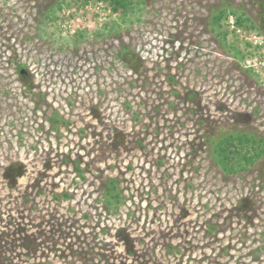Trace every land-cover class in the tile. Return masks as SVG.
<instances>
[{"label":"rangeland","instance_id":"1","mask_svg":"<svg viewBox=\"0 0 264 264\" xmlns=\"http://www.w3.org/2000/svg\"><path fill=\"white\" fill-rule=\"evenodd\" d=\"M141 1L0 0V264H264V0Z\"/></svg>","mask_w":264,"mask_h":264},{"label":"trees","instance_id":"2","mask_svg":"<svg viewBox=\"0 0 264 264\" xmlns=\"http://www.w3.org/2000/svg\"><path fill=\"white\" fill-rule=\"evenodd\" d=\"M107 1H109L113 5L114 11H118V9H120V7L123 8L124 11H128V10L134 8V6H136V4L140 5L143 3L141 0H138V2H135L133 0H107ZM228 14H232V15L236 16V18H237L236 23L239 26H243L245 22H250V23L252 22L251 18L249 16H246V14L243 12L239 13L238 11L227 10L224 8H221L220 10L216 9L215 15L213 16L214 30H216L218 27H220L223 20L228 17ZM223 35H224V33H223ZM123 51H124V53L127 52L126 50H123ZM20 69H21V71H24L25 67L20 66ZM238 136L239 137L242 136V137L240 139V142H237L239 140L235 141V146H236L235 152H232L229 149H227L226 145L224 144L222 139H221V141H219L216 144L215 152L217 154L218 164L220 163V165L224 168V170L226 172H228V173H226L227 175L238 174L240 172L245 171L248 168V166L255 163L257 158H259L261 155H264V147L262 145L261 140H259L260 142H258L257 140L253 141L252 138H251V140H249L248 135L240 134V133L238 134ZM245 138H247V139L245 140ZM252 141L254 143H251ZM258 143L261 145H259ZM257 146H259L258 149L263 147L262 150L257 152ZM251 148L253 150L252 154L250 153ZM230 155L231 156L236 155L238 157V159L233 161V159ZM243 156H245V158H241ZM229 164L238 165L239 168L238 169H236V168L234 169V167L229 168ZM117 191H118L117 181L116 180H109V184L107 186V195H108L107 203H110L112 205L113 202L116 201V199L120 198V194L117 193Z\"/></svg>","mask_w":264,"mask_h":264},{"label":"built area","instance_id":"3","mask_svg":"<svg viewBox=\"0 0 264 264\" xmlns=\"http://www.w3.org/2000/svg\"><path fill=\"white\" fill-rule=\"evenodd\" d=\"M255 39H257V37L255 36ZM256 44H260L262 45L263 43L261 41L257 42ZM262 65V64H261Z\"/></svg>","mask_w":264,"mask_h":264}]
</instances>
